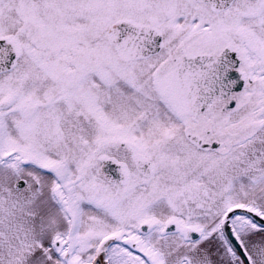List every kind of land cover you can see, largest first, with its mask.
I'll return each instance as SVG.
<instances>
[{"label":"snow or ice","instance_id":"obj_1","mask_svg":"<svg viewBox=\"0 0 264 264\" xmlns=\"http://www.w3.org/2000/svg\"><path fill=\"white\" fill-rule=\"evenodd\" d=\"M0 264H264V0H0Z\"/></svg>","mask_w":264,"mask_h":264}]
</instances>
